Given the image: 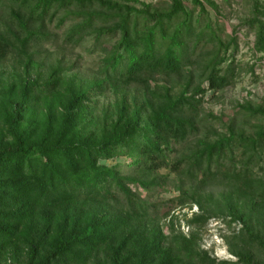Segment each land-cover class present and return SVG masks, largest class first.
Masks as SVG:
<instances>
[{"label": "trees", "instance_id": "trees-1", "mask_svg": "<svg viewBox=\"0 0 264 264\" xmlns=\"http://www.w3.org/2000/svg\"><path fill=\"white\" fill-rule=\"evenodd\" d=\"M10 4V19L0 14V61L15 51L30 61L28 42L45 36L30 22L41 24L61 9L59 23L69 13L81 17L68 29L69 40L93 34L95 42L105 35L114 42L102 45L90 80L64 78L55 67L44 82L28 79L0 93V258L12 248L23 251L20 264H264L243 249L230 250L236 261H217L199 245L208 220L225 212L264 253V229L254 227L264 222V178L254 171L264 155V127L253 124L252 134L241 128L251 118L264 119V103L236 104L235 116L244 119L239 131L234 116L212 141L199 139L185 153L175 147L197 131V94L221 90L233 78L234 66L221 65L235 37L224 42L206 21L207 8L219 11L215 1L168 0L163 8L139 0ZM251 4L243 24L253 30L264 60V0ZM12 24L18 31L1 29ZM196 66L207 87L186 95ZM186 72L190 79L180 93L152 85ZM132 86L144 95L128 104ZM107 92L121 94V101L114 117L98 125L93 111ZM166 168L180 176L175 203L197 207L186 219L187 236L164 235L158 222L148 224L146 206L129 188L153 186L148 178ZM214 187L220 202L203 193Z\"/></svg>", "mask_w": 264, "mask_h": 264}, {"label": "rangeland", "instance_id": "rangeland-1", "mask_svg": "<svg viewBox=\"0 0 264 264\" xmlns=\"http://www.w3.org/2000/svg\"><path fill=\"white\" fill-rule=\"evenodd\" d=\"M139 1L158 8L166 7L168 2V0ZM214 1L219 11L216 13L211 8H207L206 21L224 42L228 41L231 36L235 37V44H231L226 54L228 60L221 65L223 68L226 65H233L234 74L227 87L218 91L205 90V93L197 94L196 98L200 101L195 118L197 131L183 144L175 145L178 153L191 150L197 145L199 139L207 138L212 141L216 134L225 133L226 124L235 116L237 103L250 102L255 106L264 103V60L261 59V54L255 51L253 30L243 24L250 17L252 0ZM10 5V0H0V14L4 21L10 19L8 18L11 11ZM20 14L25 17L23 12ZM62 16H65L64 9L56 11L50 18L48 16L41 24L30 22L33 29L39 30L45 36L39 40L35 38L28 42L27 51L31 55L30 61L23 54H17L16 51L9 54L5 61H0V93L7 90L12 84L16 89L20 81L40 79L39 82H44L50 74V69L55 67L61 68L60 75L64 78L74 76L87 81L96 76L98 65L104 55L101 47L113 43L114 38L105 35L99 39L100 41L95 42L94 35L87 34L79 40L77 37L69 40L66 36L68 29L72 24L80 21L81 17H75L69 13L64 22L59 23ZM13 21L15 20L13 19ZM1 29L8 34L18 31L16 24H12L8 28L1 26ZM102 42L103 44H101ZM222 52L221 49L220 55ZM189 70L190 68L186 69V71ZM191 70L193 75L191 79L189 72H186L182 77H175L171 80L152 81V85L157 83L167 87L171 93L177 94L186 87V81L190 79L186 95H191L193 90L198 87L206 89L207 83L203 81V77L199 76L201 67L197 68L196 66ZM125 94V102L128 104L142 99L144 95L134 86L128 88ZM97 101V107L93 113L97 117L96 123L99 125L104 118L114 117L115 105L121 101V94L107 92L98 96ZM235 118L239 121L236 125L239 131L242 126L241 121L244 119L242 116H235ZM244 124L245 126L241 128L245 129L246 133L252 134L253 124L264 127V119L251 118L244 121ZM4 129V123L0 120V133ZM115 162L117 160L108 163ZM254 169L258 178H264V155L258 160ZM121 170L123 173H130L129 167L124 162H121ZM151 180H153V186L129 185L131 192L136 196L135 198L146 206L149 215L148 224L151 221L158 222L164 235L169 236L174 232L187 236L191 232V227L186 224V219L197 211V207L194 204L179 206L173 200L179 195L180 176L166 168L158 170L147 181ZM218 191L220 189L217 187L206 188L203 193L204 195L213 194L214 199L220 202L216 195ZM203 203L207 205L206 200ZM171 223L172 226H170ZM263 223L262 221L258 224L254 222V227L264 229ZM200 234V249L207 251L217 261H236V257L230 250L243 249L252 252L256 260L264 262V253L241 231L238 220H232L225 212L218 217L210 218ZM24 261L23 251L12 248L0 258V264H15V262L20 264Z\"/></svg>", "mask_w": 264, "mask_h": 264}]
</instances>
